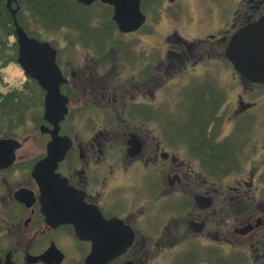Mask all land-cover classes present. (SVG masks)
<instances>
[{
  "label": "flooded vegetation",
  "instance_id": "1",
  "mask_svg": "<svg viewBox=\"0 0 264 264\" xmlns=\"http://www.w3.org/2000/svg\"><path fill=\"white\" fill-rule=\"evenodd\" d=\"M70 6L71 32L47 40L57 164L35 170L55 125L17 45L22 80L2 87L0 264H86L96 247L99 264H264V85L226 57L264 0H140L132 30L101 0Z\"/></svg>",
  "mask_w": 264,
  "mask_h": 264
},
{
  "label": "water",
  "instance_id": "2",
  "mask_svg": "<svg viewBox=\"0 0 264 264\" xmlns=\"http://www.w3.org/2000/svg\"><path fill=\"white\" fill-rule=\"evenodd\" d=\"M83 4H90L95 0H77ZM114 7V19L123 30H132L142 22L143 15L139 10L140 0H101ZM4 2L5 8L9 11L14 35L17 43V63L23 68L27 75L38 80L41 87L46 90L44 103V118L53 122L56 135H53V141L48 143L47 157L36 169L41 167L42 163L55 161L56 164L63 156L68 144H64L61 137L58 136V122L63 118L66 112L65 97L60 93L59 85L64 79L55 62V50L47 41L29 37L24 28L18 23L17 12L20 5L17 0H0ZM2 9L0 6V19ZM138 18L140 20H138ZM138 20L137 22L135 20ZM226 57L233 65L236 72L244 76L248 81L264 85V16L256 23L246 25L238 30L230 39L226 49ZM98 247L93 248L86 264H99L100 258ZM118 252L119 249L117 248ZM97 261V262H96Z\"/></svg>",
  "mask_w": 264,
  "mask_h": 264
},
{
  "label": "trees",
  "instance_id": "3",
  "mask_svg": "<svg viewBox=\"0 0 264 264\" xmlns=\"http://www.w3.org/2000/svg\"><path fill=\"white\" fill-rule=\"evenodd\" d=\"M20 8L17 12V20L20 25L25 28L23 10L29 11L30 16L37 20L42 26L59 27L64 26L66 18H68L70 4L72 0H17ZM2 9V17L0 19V84L2 81L1 70L8 63L13 62L16 57V42H10V38H14V27L11 15L5 8L4 2L0 3ZM26 32H32L26 29ZM5 88L0 85V111L4 103H1Z\"/></svg>",
  "mask_w": 264,
  "mask_h": 264
},
{
  "label": "rangeland",
  "instance_id": "4",
  "mask_svg": "<svg viewBox=\"0 0 264 264\" xmlns=\"http://www.w3.org/2000/svg\"><path fill=\"white\" fill-rule=\"evenodd\" d=\"M24 15V25L26 29L31 30V33H34L35 35H38L45 41L50 40L55 42L54 40L58 41H64V35H67L68 32H71L70 29L64 28L63 26L59 27H46L42 26L39 22H37L36 19L30 16L29 11L26 9L23 10ZM154 17V16H153ZM171 26H173V23H164L159 26V28L155 27V32L153 36L154 46H158L161 44V38L159 36V33L161 34L166 31V29H169ZM157 28V29H156ZM160 29V30H159ZM10 42H14V38H10ZM60 44V43H58ZM63 44V43H62ZM159 47V46H158ZM2 75V81H1V88L8 84L9 87L16 86L18 83H20V80H22V73L19 66L16 64L15 61L8 63L4 68L1 70ZM35 114H38L37 112ZM39 117L38 115H33V117ZM30 126L33 127V123L30 122ZM31 132V131H30Z\"/></svg>",
  "mask_w": 264,
  "mask_h": 264
}]
</instances>
